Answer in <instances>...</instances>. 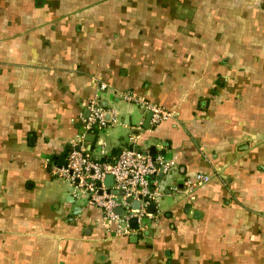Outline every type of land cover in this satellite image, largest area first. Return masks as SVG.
<instances>
[{"label": "crops", "instance_id": "1", "mask_svg": "<svg viewBox=\"0 0 264 264\" xmlns=\"http://www.w3.org/2000/svg\"><path fill=\"white\" fill-rule=\"evenodd\" d=\"M96 94L90 154L175 163L140 234L53 172ZM0 264H264V0H0Z\"/></svg>", "mask_w": 264, "mask_h": 264}, {"label": "built area", "instance_id": "2", "mask_svg": "<svg viewBox=\"0 0 264 264\" xmlns=\"http://www.w3.org/2000/svg\"><path fill=\"white\" fill-rule=\"evenodd\" d=\"M106 87V84H100L101 91ZM115 93L121 100L150 111L152 124L172 115L169 110L131 91H115ZM87 111V115L81 118V129L66 154L65 164L55 168L53 172L67 181L75 199L101 208L102 222L112 227V233L120 236L131 232L140 234L146 229L150 220L155 219L153 212L147 211V206L155 203L164 188L158 176L159 174L171 175L175 169V163L161 154H151L148 150L143 151L127 145L121 148L113 161L94 157L85 146L86 136L94 127L105 126L107 111L98 94L88 101ZM112 121L115 122L116 117H113ZM100 152H105L103 145L100 147ZM108 174L112 175L110 188L123 192L122 195L107 191L108 187L104 181ZM207 180L209 176L206 174L195 175L196 185ZM187 183L189 185L192 182ZM134 200L138 201L136 208L131 205V201ZM118 206L122 207L121 213L115 211ZM132 218L136 222L135 228L129 225Z\"/></svg>", "mask_w": 264, "mask_h": 264}, {"label": "water", "instance_id": "3", "mask_svg": "<svg viewBox=\"0 0 264 264\" xmlns=\"http://www.w3.org/2000/svg\"><path fill=\"white\" fill-rule=\"evenodd\" d=\"M86 113H88V111H86ZM110 118H111V113L108 112V111H106V113H105V119L106 120H109ZM150 118H151V112L148 111L147 116H146V120H145V124H144L145 128H148L149 127V120H150ZM151 147L152 146H150V149H151ZM152 149H153V147H152ZM104 182H105V185L108 187L107 188V191L109 193L117 194V195H122L123 194V192H121V191L114 190V189L110 188V186L112 185V175H110V174L106 175ZM127 201H129V199H127ZM131 205H132V207H135V208L138 207V201H135V200L134 201H131ZM154 207H155V203H150L147 206V211L150 212V213H152ZM115 211L117 213H121L122 207L121 206L116 207L115 208ZM129 225L131 226V228H135L136 227V222H135V219L134 218L130 219Z\"/></svg>", "mask_w": 264, "mask_h": 264}, {"label": "trees", "instance_id": "4", "mask_svg": "<svg viewBox=\"0 0 264 264\" xmlns=\"http://www.w3.org/2000/svg\"><path fill=\"white\" fill-rule=\"evenodd\" d=\"M147 100V99H146ZM95 129H100V127H94L92 130H90L88 133L93 132ZM88 135V134H87ZM71 148V147H70Z\"/></svg>", "mask_w": 264, "mask_h": 264}]
</instances>
